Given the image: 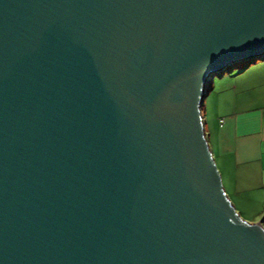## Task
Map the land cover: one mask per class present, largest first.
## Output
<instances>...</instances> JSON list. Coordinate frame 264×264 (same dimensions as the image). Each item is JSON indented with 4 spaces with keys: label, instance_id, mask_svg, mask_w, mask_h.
Returning a JSON list of instances; mask_svg holds the SVG:
<instances>
[{
    "label": "water",
    "instance_id": "95a60500",
    "mask_svg": "<svg viewBox=\"0 0 264 264\" xmlns=\"http://www.w3.org/2000/svg\"><path fill=\"white\" fill-rule=\"evenodd\" d=\"M263 57L264 0H0V264H264L201 110Z\"/></svg>",
    "mask_w": 264,
    "mask_h": 264
},
{
    "label": "crops",
    "instance_id": "0c3cea01",
    "mask_svg": "<svg viewBox=\"0 0 264 264\" xmlns=\"http://www.w3.org/2000/svg\"><path fill=\"white\" fill-rule=\"evenodd\" d=\"M201 110L226 194L244 219L263 216L264 224V57L231 75Z\"/></svg>",
    "mask_w": 264,
    "mask_h": 264
},
{
    "label": "rangeland",
    "instance_id": "374dc122",
    "mask_svg": "<svg viewBox=\"0 0 264 264\" xmlns=\"http://www.w3.org/2000/svg\"><path fill=\"white\" fill-rule=\"evenodd\" d=\"M244 62H245V60H240L238 62H235L233 65L228 66V68L225 70V72L221 76L217 73L214 76L208 77L206 85H207L208 89H210V91L208 92V94L204 98V101L202 102V107H203V105H204V107H206V106L210 107L212 93L216 89H218L220 87V85H222L223 83L228 81V79L230 78L231 75H234L235 73L241 71ZM240 64H242V65H240ZM242 216H244V218L250 217V215H246V214H244ZM259 218L263 219V216H260Z\"/></svg>",
    "mask_w": 264,
    "mask_h": 264
},
{
    "label": "trees",
    "instance_id": "16d2710c",
    "mask_svg": "<svg viewBox=\"0 0 264 264\" xmlns=\"http://www.w3.org/2000/svg\"><path fill=\"white\" fill-rule=\"evenodd\" d=\"M244 63H245V62H244ZM244 63H243V66L245 65Z\"/></svg>",
    "mask_w": 264,
    "mask_h": 264
}]
</instances>
